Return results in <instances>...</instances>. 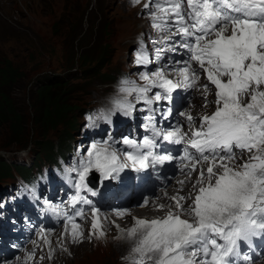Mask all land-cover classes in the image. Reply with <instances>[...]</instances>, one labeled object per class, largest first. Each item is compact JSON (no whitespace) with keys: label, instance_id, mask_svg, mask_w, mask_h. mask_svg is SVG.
Masks as SVG:
<instances>
[{"label":"snow or ice","instance_id":"obj_1","mask_svg":"<svg viewBox=\"0 0 264 264\" xmlns=\"http://www.w3.org/2000/svg\"><path fill=\"white\" fill-rule=\"evenodd\" d=\"M144 8L151 9L153 28L168 33L157 59L160 52L176 47L185 50L187 59L175 62L180 67L165 65L142 73L143 85L121 81L124 96L113 101L114 111L130 114L135 106L127 97L133 95L149 106L171 102L178 88L200 91L207 108L213 87L215 110L200 115L199 124L190 112H181L187 130L180 124L158 128L149 117L145 129L150 135L140 141L125 137L122 144L127 151L116 148L111 138L92 143L87 155L67 170L77 174L71 203H92L80 192L97 194L87 182L93 170L102 180L118 179L126 168L140 172L179 159L186 175V180L178 181L179 191L186 183L191 189L186 195L172 196L169 205H157L162 216L134 218L132 227L121 230L132 243L129 264H236L241 242L251 245L253 237L264 236V0H147ZM174 37L179 41L168 44ZM149 62L143 50L137 53V64ZM201 73L207 83H200ZM154 88L159 90L150 96ZM162 115L167 119L171 109ZM88 119L93 121L91 116ZM158 140L184 145L183 154L158 153ZM148 202L145 199L140 206ZM100 212L91 208L92 234L103 235ZM126 214V210L116 212L121 217ZM64 235L74 241L83 237L75 217H67ZM40 239L51 245L44 229ZM27 259H34V253Z\"/></svg>","mask_w":264,"mask_h":264},{"label":"rangeland","instance_id":"obj_2","mask_svg":"<svg viewBox=\"0 0 264 264\" xmlns=\"http://www.w3.org/2000/svg\"><path fill=\"white\" fill-rule=\"evenodd\" d=\"M146 2L147 0H140V3H133V0H0V57L4 55L9 58L22 73V78L12 86L9 94L18 108L25 112L24 117L28 122L25 125L27 144L20 148L12 147L15 143H8L12 132L5 125H0V154L5 155L7 161L8 158L26 160L24 154L29 155L28 157L36 156L38 152L35 153V150L39 146L36 141L41 140L44 135L57 139L63 150H72L73 142L80 139V160L87 155V149L92 143L104 141L106 136L112 134L109 127L101 133L80 134L78 129L87 125L85 109L95 105L114 110L113 101L124 96L120 92L121 81L130 80L143 85L145 82L140 79L142 73H152L165 65L182 66L175 64L182 60L179 57L184 53L179 47H176V52H160H165L166 55L157 59V50L164 47L163 42L162 47H159V43L166 32L153 28L149 15L151 9L144 8ZM137 41L139 43L136 44ZM177 41L179 39L175 37L169 42L175 44ZM141 50L150 61V67L146 70L143 65L136 63L137 53ZM184 55L187 57L185 53ZM59 74L66 82L64 88L72 108L58 129L50 128L44 133L45 124L42 121L33 123L31 119L35 95L31 93L30 87L37 79ZM171 78H175V73H171ZM200 83H207L203 81L202 75ZM158 90L154 88L149 95ZM127 99L134 104L135 111L142 109L143 101L137 102L134 95ZM214 101V87L207 97V108L204 107L205 100L200 91L178 88L172 93L171 102L161 100L160 103L175 108L179 116L181 112H190L199 118L205 112L211 114L215 110ZM104 126V120L98 116L92 123L93 128ZM125 137L127 136L122 135L117 139ZM4 144L9 146L4 148ZM68 191L75 193L74 188H64L63 185H58L55 190L61 196ZM42 192L47 193L45 188ZM84 193L91 200L92 194L86 190ZM72 197L73 195L70 196ZM154 198L155 196L152 199ZM4 200L2 198L0 201ZM16 201L9 200L4 212L0 209V225L9 227L2 229L4 236L10 241V246L16 247L14 252L9 251L12 252L10 255L1 250L0 264H68L66 259L70 256L66 243L70 244L71 240L70 235H64L68 216H63V222L59 224L51 217L49 220L54 224L46 225L44 223L48 215L42 205L32 207ZM92 204L86 206L82 201L77 211L88 213L83 219L76 220L81 226L85 246L91 249L90 253L71 264H129L127 257L132 243L123 238L122 231H111L112 225L108 219H104L103 235L99 231L92 234L91 208H100V216H104L110 210L136 208L139 206L138 202L130 198L123 205L116 201L102 206L97 201ZM165 205L169 203L165 202ZM11 218L14 222L21 221L22 225L12 224ZM41 229L45 230L47 239L51 241L50 246L40 239ZM33 253L34 259L28 260V256ZM256 262L264 264V253Z\"/></svg>","mask_w":264,"mask_h":264},{"label":"trees","instance_id":"obj_3","mask_svg":"<svg viewBox=\"0 0 264 264\" xmlns=\"http://www.w3.org/2000/svg\"><path fill=\"white\" fill-rule=\"evenodd\" d=\"M22 78V73L18 67L6 56L0 57V125L10 129L12 136L8 143H15L13 146L24 147L27 144V135L25 134V125L28 123L24 117L25 112L18 108L15 100L10 96L12 86ZM66 82L62 75L44 76L41 79L33 81L31 85V93L35 95L33 102L31 119L33 123L42 121L43 132L50 128L58 129L60 124L64 123V119L68 116L67 112L72 108L67 100L66 90L64 88ZM89 108L85 109L86 111ZM63 129V128H61ZM77 129V128H76ZM80 134H85V126L78 129ZM38 148L35 150L36 156L30 165L28 163H18L15 161H7L0 154V182L13 180L14 174L29 178L32 175H40L44 166L54 163L56 153L64 154L61 144L57 143V139L50 135H44L43 138L37 139ZM68 143V142H67ZM9 144L2 147L7 148Z\"/></svg>","mask_w":264,"mask_h":264},{"label":"bare ground","instance_id":"obj_4","mask_svg":"<svg viewBox=\"0 0 264 264\" xmlns=\"http://www.w3.org/2000/svg\"><path fill=\"white\" fill-rule=\"evenodd\" d=\"M165 34H166V36L168 35L167 32ZM178 38L179 37H177V39ZM173 39H175V37ZM169 44H170V42H169ZM182 50L185 53V50L184 49H182ZM174 52H176V51H174ZM184 53L182 52L181 57H179L180 59H184V58L187 59V57H185ZM161 54H163V53H161ZM176 55H177V53H176ZM201 75L203 76V81L207 82L204 74L201 73ZM194 101L198 102L196 100H194ZM172 115L174 118L180 119L179 114L175 110V108H173ZM182 126L185 128V130H187V126H184V125H182ZM180 148L183 149L184 146L180 145ZM203 167H207V165L205 164V165H203ZM181 168H182V165H179L175 168V172L172 173L170 180H168L167 183L165 184V189L163 191L158 193L156 189H153V190H150L148 192V194L145 198L149 202H148L147 206H145V207L140 206L144 203V201H143L144 196L142 194H139L138 196H136L131 190H128V189L125 190V196L123 199H119V198H116V199L106 198V199H104L102 204L108 205L110 203V201H113V202L116 201L117 204L123 205L130 198H133L138 202L139 206H137L136 208H133V209H126L127 214L122 216V217L116 215V212L118 210H110V211H108V215H104V216L101 215L100 216L102 223L104 224L103 218L106 216L107 219L110 221L109 223H111V225H112L111 231L118 232L121 230H126L128 226L132 227L133 223H134V218L151 219L155 216H162L164 214V212L158 211L157 207H156L157 205H159V204L165 205V202H168L169 204H171L172 202H171L170 198L172 196H176L178 194L182 195V193L186 194V192L191 189V183H186L185 185H183L184 191L183 192L179 191V189L181 188V185L178 184V181L186 180L185 172H182ZM196 175H197L196 173H193V175H192L193 180L195 179ZM101 184H102V189L105 190L106 183L104 181H101ZM116 195H117V193H116ZM154 196H155V198L152 199ZM90 223H92V219H91ZM70 240H71L70 244H68V242L66 243L68 256H70L69 259H66L68 264H71V262L72 263L78 262V260L85 258L90 253L89 251L91 250L90 248H87V246H85L84 238H82V239L80 238L79 240L74 241L72 239V237L70 236ZM4 245H6V244H4ZM11 253L12 252L8 251V254H11Z\"/></svg>","mask_w":264,"mask_h":264}]
</instances>
